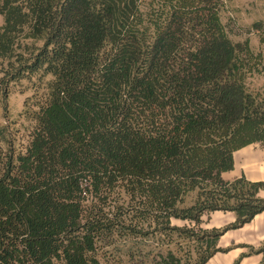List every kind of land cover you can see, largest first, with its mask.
I'll return each mask as SVG.
<instances>
[{
  "label": "trees",
  "instance_id": "trees-1",
  "mask_svg": "<svg viewBox=\"0 0 264 264\" xmlns=\"http://www.w3.org/2000/svg\"><path fill=\"white\" fill-rule=\"evenodd\" d=\"M163 1L149 36L138 0H0V93L53 76L23 148L0 125V264H182L161 248L173 233L206 245L205 264L264 210V181L222 177L264 143L249 81L264 54L228 36L221 0ZM217 210L237 218L203 228ZM249 248L264 264V242Z\"/></svg>",
  "mask_w": 264,
  "mask_h": 264
},
{
  "label": "rangeland",
  "instance_id": "rangeland-1",
  "mask_svg": "<svg viewBox=\"0 0 264 264\" xmlns=\"http://www.w3.org/2000/svg\"><path fill=\"white\" fill-rule=\"evenodd\" d=\"M162 1L138 0L139 11L143 18V25L141 27L147 28L149 36L154 33V26L151 24L152 15L160 14L162 10L167 9L165 6L163 8ZM221 1L220 18L228 36L234 43L248 42L254 56H258L260 53L264 54V0ZM3 23V15L0 14V26ZM32 41V39H24L23 43L31 44ZM38 44H41V42L39 41ZM260 60L257 59L259 63L258 67L261 69L259 71L263 72H254L249 76V81L252 87L264 90V70H262L264 67V56L261 60L262 63L259 62ZM2 76L3 71L0 66V78ZM52 80V75H44L43 70H41L30 77L12 83L9 95L6 98L0 93V125L6 127L7 137L11 139L16 149L19 150L28 143L33 127H31L32 121L27 113L30 109H36L37 103L45 99L48 93V84ZM7 148L8 143L0 141L1 158L5 157L8 151ZM114 197H116V194ZM195 198L196 191L188 196L187 204H191ZM207 213L209 214L210 212ZM172 223L188 227L194 225L189 220H172ZM201 226L205 229L220 228H206L202 222ZM200 243L199 239H188L185 238V235L181 236L173 233L171 237L165 238V242L161 248L165 254L168 251L176 253L182 259V264H196L199 258L206 254V245L200 248L202 245ZM217 247H220L219 240ZM247 247L249 246L247 245ZM221 248L230 249V247ZM248 250L250 251V248Z\"/></svg>",
  "mask_w": 264,
  "mask_h": 264
},
{
  "label": "crops",
  "instance_id": "crops-1",
  "mask_svg": "<svg viewBox=\"0 0 264 264\" xmlns=\"http://www.w3.org/2000/svg\"><path fill=\"white\" fill-rule=\"evenodd\" d=\"M234 160V168L222 173L224 180L232 181L245 175L251 181H264V143H252L236 150ZM259 195L264 197V190ZM236 218L232 211H211L203 215L202 224L206 228L224 227L233 223ZM263 242L264 210L244 226L226 231L219 239V246L230 249L217 252L205 264H234L237 260L238 264H261L262 254L249 253L247 245L258 248Z\"/></svg>",
  "mask_w": 264,
  "mask_h": 264
}]
</instances>
